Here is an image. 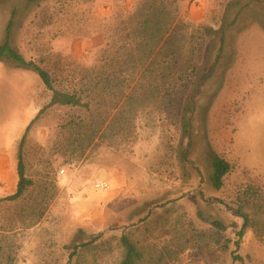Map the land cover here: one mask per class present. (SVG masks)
<instances>
[{
  "label": "rangeland",
  "instance_id": "374dc122",
  "mask_svg": "<svg viewBox=\"0 0 264 264\" xmlns=\"http://www.w3.org/2000/svg\"><path fill=\"white\" fill-rule=\"evenodd\" d=\"M164 1L195 28L231 25L224 51L213 36L199 57V77L212 72L211 80L195 100H183L195 111L191 140L156 107L140 114L119 148L94 139L95 127L79 129L92 122L83 109L42 113L24 151L33 186L23 199L0 203V264H119L123 235L142 251L141 264H264V0ZM144 2L34 5L16 21L13 45L74 88ZM11 15L12 3H0V43ZM219 80L223 88L206 100ZM50 98L36 74L0 63V199L17 190L20 141ZM92 119H101V108ZM210 152L232 166L220 191L210 183ZM238 211L250 218L242 239Z\"/></svg>",
  "mask_w": 264,
  "mask_h": 264
},
{
  "label": "trees",
  "instance_id": "16d2710c",
  "mask_svg": "<svg viewBox=\"0 0 264 264\" xmlns=\"http://www.w3.org/2000/svg\"><path fill=\"white\" fill-rule=\"evenodd\" d=\"M3 1L12 3V15L0 43V63H10L17 69L36 74L51 93V98L27 127L20 141L17 190L13 195L0 199V203L23 199L33 186V181L27 177L24 158L27 136L40 115L55 107L83 109L91 116L92 122L82 120L79 129H86L89 125L95 127L92 136L101 140V145L108 142L111 147L123 146L133 135L132 130L136 129L135 122L140 114L151 109L155 112V107L161 114H172L184 137L191 140L195 111L192 101L183 104V100H195L203 84L211 80L212 72L206 77H199L198 60L207 39L213 36L220 40V52L224 51L231 28L227 19L219 30L195 28L186 24L179 17L177 9L172 10L164 0H145L134 12L130 28L120 34L118 43H108L100 64L85 71L86 82L68 88L62 87L50 71L33 60H27L12 41L15 23L21 19L20 15L26 8L50 0H0V3ZM225 18H228L227 13ZM216 65L217 62L213 64L212 71ZM221 81L210 86L206 100H215L224 85ZM97 108H101L99 121L92 119ZM209 161L210 183L220 191L232 172V166L215 152H210ZM236 213L244 220L238 234L242 239L250 218L243 211ZM212 225L219 234L226 231L224 224L218 220H214ZM120 245L122 260L119 264L143 262L142 251L128 235L120 238ZM83 247H88V244ZM76 253L74 256L78 255Z\"/></svg>",
  "mask_w": 264,
  "mask_h": 264
},
{
  "label": "built area",
  "instance_id": "2783aa9c",
  "mask_svg": "<svg viewBox=\"0 0 264 264\" xmlns=\"http://www.w3.org/2000/svg\"><path fill=\"white\" fill-rule=\"evenodd\" d=\"M98 189H102L105 190L106 188H108V185L106 183H101L97 186Z\"/></svg>",
  "mask_w": 264,
  "mask_h": 264
}]
</instances>
